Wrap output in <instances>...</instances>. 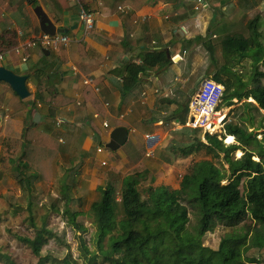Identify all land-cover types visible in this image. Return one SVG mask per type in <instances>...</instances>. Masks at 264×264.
Returning <instances> with one entry per match:
<instances>
[{
    "label": "trees",
    "instance_id": "trees-1",
    "mask_svg": "<svg viewBox=\"0 0 264 264\" xmlns=\"http://www.w3.org/2000/svg\"><path fill=\"white\" fill-rule=\"evenodd\" d=\"M258 22L259 17H253L247 22L244 31H231L219 41L215 42L212 37L206 43L210 51L221 47L226 57V63L212 79L223 84L218 75L220 72L234 78L235 86L227 100L254 98L264 109V45L260 40ZM203 40L204 37L199 34L189 42ZM17 44L15 29L6 27L0 30V53ZM231 54L252 59L254 70L247 81L236 76L228 67V56ZM171 61L172 56L166 47L153 48L149 45L124 61V72L119 84L122 102L129 99L142 76L159 74L169 67ZM59 72V65L51 72L44 66L35 68L38 88L34 99L29 102L33 108H36L37 100L47 104V100L56 98V95L51 96L52 91L46 85H53L50 80L53 78L54 83ZM206 78L202 74L198 84ZM46 91L51 92L49 96H46ZM174 100L176 98L159 94L152 119L164 120L168 124L171 115L178 116L182 109L187 111L185 103ZM174 103L177 106L171 108ZM183 128L184 131L191 130L190 127ZM224 129L225 135H234L239 144L225 145L216 134L209 133L205 134V143L200 133H197L199 129H195L192 141L180 142L171 136L165 148L183 157L192 154L198 147H205L215 156L223 153L229 164L231 179L228 183H223L224 176L209 159L189 163L177 188L151 183L140 189L135 177L126 176L120 191L122 217L118 219L114 203L117 190L111 182L102 180L99 184L101 195L91 203L88 211L95 228L90 238L95 248L91 250L82 235L76 233L72 236L67 229L50 225L52 215L63 214L70 227L80 233L86 231L84 221L80 219L83 200L72 195L71 182H74V177L67 170L61 184L62 210L54 203L50 204L39 216L38 224L35 182L48 181L52 177L54 158L60 143L55 136L35 128L29 120L24 131L22 151L16 157H11L9 162L13 176L23 190L24 209L31 233H13L7 228L6 232L16 246L0 247V264H21L18 247L24 250L27 264H80L70 253L58 256L48 251L52 248L68 249L69 238L77 240V246L88 264H94L97 255L102 257L105 264H238L250 249H264V144L257 138L258 134H264V124L250 132L233 123H226ZM249 145L254 149L247 148ZM234 150L240 151L241 156L233 157ZM254 156L259 159H254ZM217 226L233 229L225 233L217 248H212L204 243V235ZM239 227H242L240 231Z\"/></svg>",
    "mask_w": 264,
    "mask_h": 264
},
{
    "label": "crops",
    "instance_id": "crops-1",
    "mask_svg": "<svg viewBox=\"0 0 264 264\" xmlns=\"http://www.w3.org/2000/svg\"><path fill=\"white\" fill-rule=\"evenodd\" d=\"M195 1L0 0V30L15 29L19 47L37 40L19 52L11 48L1 53L0 64L29 75L27 84L31 95L21 98L8 83L0 82V186L9 176L15 180L13 172H6L5 166L22 151L29 120L35 128L59 140L54 167L57 171L62 169L61 184L66 170L74 177L71 182L74 197L85 200L83 195L73 194L75 186L79 187L80 194L87 192L86 195L92 196L95 190L99 198L102 180L121 191L126 176L135 177L139 183L142 179L146 186L160 185L154 180L156 177L162 181L161 173L165 169L158 157L164 136L162 120L152 119L159 95L155 87L167 83L175 92L182 88L183 76L187 74L184 71L187 69L188 74L195 71L194 59L200 56L197 47L206 46L205 50L210 51L207 40L213 37L215 42L219 41L235 29L241 14L249 15L264 8V0H205L199 9H195ZM37 7L57 27L66 29L65 33L71 37L67 45L43 47L38 43L43 33L35 11ZM86 8L95 17L93 27L87 32L79 18L80 11ZM199 34L204 37L202 42H189ZM146 45L166 47L172 56L171 64L155 76H142L129 99L122 102L119 84L123 62L136 56ZM47 56L50 57L45 59ZM57 65L59 75L54 83L53 78L50 80L53 85H46L56 98L47 100V104L37 100L33 108L29 102L38 88L35 68L44 66L51 72ZM173 77L179 83L169 84ZM50 93L46 91V96ZM36 113L40 114L38 122L33 121ZM164 124L167 125L165 121ZM118 126L128 129L123 144L130 141L123 151H120L123 144L114 150L106 147L111 131Z\"/></svg>",
    "mask_w": 264,
    "mask_h": 264
},
{
    "label": "rangeland",
    "instance_id": "rangeland-1",
    "mask_svg": "<svg viewBox=\"0 0 264 264\" xmlns=\"http://www.w3.org/2000/svg\"><path fill=\"white\" fill-rule=\"evenodd\" d=\"M264 7V6H263ZM264 8L261 10H255L254 13L249 15H242L239 16V21L235 22L237 25L235 29H231L229 31H244L249 19L255 17L256 15L259 16L260 20L258 22V29L261 32L260 40L264 45ZM210 27V23L207 24ZM206 26V27H207ZM212 26V25H211ZM205 31V30H204ZM206 46L197 47V51H200V56L195 57L194 59V73L188 74L189 72L187 69L184 73L187 72L183 76L185 78L182 82V88L176 90L174 92V101H182L187 105V111L182 109L178 116L171 115V119H169V123L166 125L164 124V120L160 121L163 125V143L161 144V149L159 150V162L165 166V169L161 173L162 181H157L155 177V184H171L174 187L179 186V181L181 175L183 174L186 167L189 163L193 161H197L200 159H209L212 160L219 168L220 173L224 176L223 183H228L231 179L229 173V164L225 160L224 154L220 153V156L213 155L210 151H208L205 147H198L194 150V152L186 157L178 156L176 152L171 153L167 151L165 148L166 143L170 139L171 136L178 139L180 142H187L192 141V136L195 129H199L197 133H200L202 137V141L207 143L205 138V134H216L219 139L223 140L225 145H232V144H239L237 141L233 143H227L226 138L227 135L225 132V124L226 123H233L237 124L239 127L244 129L246 132H250L253 129H257L260 124H264V109L261 108L258 103H253L252 101L248 100V98H232L227 100V97L230 95L231 91L233 90L234 78L228 74H224L220 72L218 75L222 79L223 84L216 82L213 80V75L216 73L220 67L226 63V57L223 54L221 47H217L216 50L214 48L213 51H209ZM228 67L233 71L236 76L240 77L243 81H247L250 78L252 71L254 70L252 59L250 57H239L237 54H231L228 56ZM191 60V59H190ZM192 61V60H191ZM205 74L207 78L215 83L216 86H219L220 99H215L213 103V109H217V113L213 114V120H216L222 113H226V118L221 123V127L217 128L215 124L211 129H207L204 125L205 121V113L200 111L199 109L193 108L190 106V100L194 96L195 92L200 88L198 82L199 77L202 74ZM168 80V79H166ZM169 84L179 83V80L173 77L171 81H168ZM169 98V97H168ZM230 103L229 105H227ZM177 106L176 103L172 104L171 108H175ZM227 107V109H226ZM224 109H226L224 111ZM219 111V112H218ZM179 118V121L176 120ZM183 119V120H182ZM183 127H190V132L184 131ZM225 135V137H223ZM257 138L263 141L264 144V134H258ZM236 140V138H235ZM130 139L121 146V150L123 151L128 147ZM247 148L254 149L252 145H249ZM233 157L238 158L241 156L240 151H233ZM256 156V155H255ZM255 156L253 157L254 159ZM258 157V156H257ZM259 159V157H258ZM256 159V160H258ZM55 160V158H54ZM4 165V164H1ZM6 172L12 171L11 166L9 163L5 166ZM4 173L5 170H3ZM62 169L59 168L58 171L54 167L53 163V172L52 177L48 181H43L42 183L35 182V207H36V218L38 224H40L39 216L45 212L46 207L50 204L54 203L58 209L62 210L63 208V197L61 192V175ZM61 175V176H60ZM171 177V178H170ZM4 185L0 186V247H14L16 246L15 243H12L9 237V233L6 232V229L9 228L13 233L29 235L31 233V227L29 225L27 219V212L24 209L26 207L24 201L25 197L23 195V190L20 184L17 183L16 180L9 179ZM146 181L140 179L139 188L146 187ZM243 188V186H242ZM119 189V187H118ZM73 194L83 195L85 200L82 203V210L83 213L80 216V219L84 221L86 231L85 232H77L73 227H70L67 223V217L63 214L60 215H52L50 218V225L57 226L60 229H67L70 231V234L75 235H82L88 244V247L91 250H94V241L91 238L93 235L95 228L91 223V218L89 215V208L93 199L98 198L99 194L94 191V195H86L87 192L84 194L79 193V187L74 186ZM120 189L115 192L114 195V203L116 213L118 215V219L122 217V206L120 202ZM24 206V207H21ZM242 228V227H241ZM241 228L239 227L238 230L240 231ZM233 228H226L222 226H217L213 231L207 232L204 235V243L209 245L212 248H217L220 244L221 240L223 239L226 232L232 231ZM69 248L68 249H58L52 248L51 250L53 254L58 256H63L66 253H70L71 256L76 258L80 264H88L86 260L83 259L82 253L77 246V240L69 238ZM17 252L21 255L20 260L21 264H27L28 258H26L24 250L22 247H18ZM245 258L238 264H264V249H250L248 252L244 254ZM254 259V260H253ZM253 260L252 262H249ZM94 264H105L104 260L101 256L97 255L94 260Z\"/></svg>",
    "mask_w": 264,
    "mask_h": 264
},
{
    "label": "water",
    "instance_id": "water-1",
    "mask_svg": "<svg viewBox=\"0 0 264 264\" xmlns=\"http://www.w3.org/2000/svg\"><path fill=\"white\" fill-rule=\"evenodd\" d=\"M35 11L36 14L38 15L41 31L43 34L53 35L55 33H59V32L63 33L66 31L65 28L57 27L55 22L51 20L49 15L43 9H41V7H37ZM28 77L29 75L27 74L17 73L15 70L3 64H0V82L4 81L8 83L21 98H27L31 95V91L27 84ZM39 119H40V114L36 113L33 118V121L38 122ZM176 120L179 121V118H176ZM127 136H128V129L126 127L118 126L114 128L111 131L110 141L106 143V147L113 150L118 148L126 141Z\"/></svg>",
    "mask_w": 264,
    "mask_h": 264
},
{
    "label": "built area",
    "instance_id": "built-area-1",
    "mask_svg": "<svg viewBox=\"0 0 264 264\" xmlns=\"http://www.w3.org/2000/svg\"><path fill=\"white\" fill-rule=\"evenodd\" d=\"M205 0H196L195 2V9H199L203 4H204ZM79 18L81 20V22L83 23V27H84V31L87 32L88 30H90L94 23H95V17H94V13L89 10V9H82L79 13ZM35 41H28L26 45H24V47H30L33 44H35ZM71 41V37L69 36L68 33H55L53 35L50 34H43L39 39H38V43L43 46V47H58L60 45H67L69 42ZM24 47H19V46H15L13 49L16 52H19L21 50V48ZM2 57L1 53H0V58ZM88 81V79L86 80ZM155 92L164 96V97H169L171 99L174 98V90L172 89L171 86H167V83H161L160 86L155 87ZM143 96H145L144 93H142ZM105 126H108V122H104ZM102 150V146L98 147V151Z\"/></svg>",
    "mask_w": 264,
    "mask_h": 264
},
{
    "label": "bare ground",
    "instance_id": "bare-ground-1",
    "mask_svg": "<svg viewBox=\"0 0 264 264\" xmlns=\"http://www.w3.org/2000/svg\"><path fill=\"white\" fill-rule=\"evenodd\" d=\"M212 80L207 79L200 88L195 92L194 96L190 100V106L205 113L204 125L207 129H211L213 124L220 128L221 123L226 118V113H222L216 120H213V114L217 113V109H213V103L215 99H220L221 92ZM253 103H257L254 98H248ZM227 109V107H226ZM224 109V111L226 110ZM219 112V111H218ZM226 112V111H225ZM236 141L234 135H227L226 142L232 143Z\"/></svg>",
    "mask_w": 264,
    "mask_h": 264
}]
</instances>
